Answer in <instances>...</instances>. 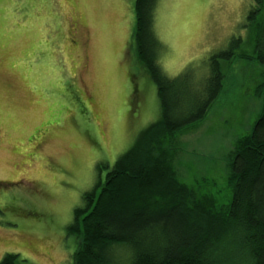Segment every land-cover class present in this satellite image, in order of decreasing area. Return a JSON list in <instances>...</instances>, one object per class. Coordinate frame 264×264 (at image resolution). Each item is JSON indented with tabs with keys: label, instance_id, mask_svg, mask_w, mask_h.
<instances>
[{
	"label": "rangeland",
	"instance_id": "1",
	"mask_svg": "<svg viewBox=\"0 0 264 264\" xmlns=\"http://www.w3.org/2000/svg\"><path fill=\"white\" fill-rule=\"evenodd\" d=\"M134 2L0 0V260L15 254L22 264H73L79 241L66 232L73 211L93 188L102 189L97 185L115 162L158 120L155 87L129 46ZM252 6L154 4L166 77L188 70L202 81L208 58L232 38L242 40L229 61L218 63L223 85L204 120L153 152L158 158L166 150L178 182L205 206L228 204L229 155L262 110L255 91L264 69L244 59L253 54L250 28L258 33L246 25ZM255 9L253 24L264 27V4Z\"/></svg>",
	"mask_w": 264,
	"mask_h": 264
},
{
	"label": "trees",
	"instance_id": "2",
	"mask_svg": "<svg viewBox=\"0 0 264 264\" xmlns=\"http://www.w3.org/2000/svg\"><path fill=\"white\" fill-rule=\"evenodd\" d=\"M156 1L135 0L129 46L155 87L159 118L115 162L97 185L102 189L93 188L73 211L66 228L79 241L73 264H264V141L256 135L258 128L264 129V81L255 91L263 102L259 117L229 155L228 204L215 208L205 206V199L193 202L191 191L169 167L166 150L158 158L153 152L169 137L204 120L223 85L218 63L229 61L242 40L232 38L224 51L208 58L202 81H194L188 70L166 77L158 66L160 43L152 28ZM250 1L246 25L257 26L258 33L249 27L253 54L244 59L264 69V27L253 24L255 4L264 0ZM22 263L15 254L0 260Z\"/></svg>",
	"mask_w": 264,
	"mask_h": 264
},
{
	"label": "snow or ice",
	"instance_id": "3",
	"mask_svg": "<svg viewBox=\"0 0 264 264\" xmlns=\"http://www.w3.org/2000/svg\"><path fill=\"white\" fill-rule=\"evenodd\" d=\"M256 135L259 137L261 141H264V129L258 128Z\"/></svg>",
	"mask_w": 264,
	"mask_h": 264
}]
</instances>
